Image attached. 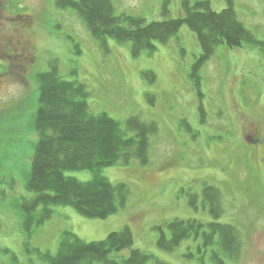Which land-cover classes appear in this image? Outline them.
I'll use <instances>...</instances> for the list:
<instances>
[{"label": "rangeland", "instance_id": "obj_1", "mask_svg": "<svg viewBox=\"0 0 264 264\" xmlns=\"http://www.w3.org/2000/svg\"><path fill=\"white\" fill-rule=\"evenodd\" d=\"M4 1L12 14L4 10ZM207 1L214 11L227 3ZM231 1L238 20L264 43V0ZM0 3V264H47L38 252L55 254L62 231L96 241L124 224L133 234L134 246L161 261L213 264L208 254L198 253L192 239L182 240L171 252L156 246L157 227L174 217L214 221L201 207L206 186L224 195L222 215L214 222L238 231L239 259H226L225 264H264V147L247 139L257 134L264 144V46H219L198 68L196 87L191 72L201 49L186 25L167 43L134 57L129 42L107 38L100 48L74 12L57 9L54 0ZM113 4L117 13L140 16L146 22L182 15L181 0H113ZM42 27L44 34L38 30ZM36 49L40 58L29 71ZM52 61L63 79L84 85L93 112L103 111L121 125L137 115L154 121L157 133L149 137L148 165L132 161L102 171L111 183L129 187L127 205L119 212L90 219L73 208L59 207L50 219L27 230L19 203L26 195L23 180L38 100L36 73L49 70ZM144 71H152L155 81L150 82ZM27 73L25 89L22 76ZM147 94L154 97L153 104ZM66 175L81 181L91 177L87 170ZM138 198L146 206L144 219L132 214L131 205ZM190 200L196 205H189Z\"/></svg>", "mask_w": 264, "mask_h": 264}, {"label": "trees", "instance_id": "obj_2", "mask_svg": "<svg viewBox=\"0 0 264 264\" xmlns=\"http://www.w3.org/2000/svg\"><path fill=\"white\" fill-rule=\"evenodd\" d=\"M4 2V10L12 14ZM54 4L59 10L71 9L100 48H104L107 38L118 43L129 42L134 57L152 52L157 43H167L177 36L182 25L188 26L201 49L191 72L196 87L199 86L198 68L219 46L229 49L243 44L264 46L238 20L231 0H227L226 7L220 11H214L207 0L193 3L181 0L182 15L150 22L140 16L117 13L113 0H54ZM166 8L164 5L163 12ZM38 30L42 34L45 32L43 27ZM36 52V56L33 55L36 61L28 65L29 71L40 58V50ZM48 65L49 70L36 73L38 100L30 127L33 133L29 137V165L23 180L26 195L21 196L19 203L27 230L32 224L36 227L50 219L54 209L59 207L73 208L90 219H105L119 212L127 205L129 187L121 182L111 183L102 171L108 166L129 165L132 161L148 165L149 137L157 133L154 121H145L137 115L127 117L121 125L103 111L93 112L84 85L59 76L55 61ZM142 73L149 76L150 82L155 81L152 71ZM25 75L22 77L26 89L29 74ZM146 98L152 104L155 102L148 94ZM198 109L202 113L201 106ZM183 123L191 131L189 123L186 120ZM247 139L264 147L257 134H249ZM255 161L257 159L250 163ZM83 170L90 172V179L81 181L66 175L69 171ZM201 196L202 210L214 221L219 219L223 212V193L214 186H206ZM137 201L131 205L132 214L134 219H144L142 212L146 206L141 198ZM189 205L196 204L190 200ZM214 221L203 223L198 219L174 217L157 227L156 246L171 252L182 240L192 239L198 253L208 254L213 264H225L226 259L236 262L240 256L237 229ZM62 232L55 254L38 252L47 264H169L134 246V237L127 224L96 241H85L70 230Z\"/></svg>", "mask_w": 264, "mask_h": 264}]
</instances>
